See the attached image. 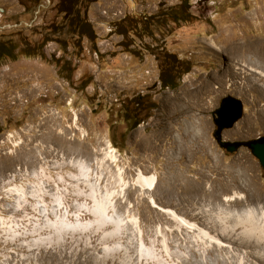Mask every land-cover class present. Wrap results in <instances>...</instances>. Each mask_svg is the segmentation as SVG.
I'll use <instances>...</instances> for the list:
<instances>
[{
	"label": "rangeland",
	"instance_id": "obj_1",
	"mask_svg": "<svg viewBox=\"0 0 264 264\" xmlns=\"http://www.w3.org/2000/svg\"><path fill=\"white\" fill-rule=\"evenodd\" d=\"M180 4L0 0V264H264V0Z\"/></svg>",
	"mask_w": 264,
	"mask_h": 264
},
{
	"label": "trees",
	"instance_id": "obj_2",
	"mask_svg": "<svg viewBox=\"0 0 264 264\" xmlns=\"http://www.w3.org/2000/svg\"><path fill=\"white\" fill-rule=\"evenodd\" d=\"M31 3L34 7L38 6L40 0H27ZM85 0H65L68 6L74 7L72 18H69V25L76 28H79V32L87 34L86 27L88 26L87 23L83 22L79 16L80 11L77 9V5L82 3ZM181 4L180 7H185L188 9L189 0H180ZM182 20V19H180ZM187 21V20H184ZM174 22H178L177 20ZM80 26V27H79ZM17 48L12 45V43H4L0 44V55L1 56H9L12 55L13 52ZM162 83L164 87H170L171 89H176L177 86L174 85L170 80L162 79ZM156 108L155 103L151 100V97L146 96H134L130 100H126L125 102V116L126 119L131 122L129 125V130H134L137 128L145 119L149 118V114L152 110Z\"/></svg>",
	"mask_w": 264,
	"mask_h": 264
},
{
	"label": "water",
	"instance_id": "obj_3",
	"mask_svg": "<svg viewBox=\"0 0 264 264\" xmlns=\"http://www.w3.org/2000/svg\"><path fill=\"white\" fill-rule=\"evenodd\" d=\"M243 112L244 106L239 99L234 97L225 98L214 113L216 130L213 137L219 147L229 154L236 153L242 147L248 148L264 170V137L244 143H231L222 140L221 133L232 128L243 117Z\"/></svg>",
	"mask_w": 264,
	"mask_h": 264
},
{
	"label": "bare ground",
	"instance_id": "obj_4",
	"mask_svg": "<svg viewBox=\"0 0 264 264\" xmlns=\"http://www.w3.org/2000/svg\"><path fill=\"white\" fill-rule=\"evenodd\" d=\"M113 158V156H112ZM143 179V182H144V185L147 187L148 190H153L154 188H156V184H157V178L155 175H151L149 177H146V178H142ZM228 188L230 190L234 189L233 185H229ZM227 199V198H226ZM228 200H233V198H229ZM153 204L157 207V208H160L158 205H156V203L153 201ZM154 206V207H155ZM155 207V208H156ZM165 212H167L168 214H172V215H175L174 212L170 211V210H163ZM251 216V213H247V217L249 218ZM243 223V222H241ZM186 224V223H185ZM240 224V223H239ZM191 226V225H190ZM197 227V226H196ZM198 230V228H197ZM201 233V232H200Z\"/></svg>",
	"mask_w": 264,
	"mask_h": 264
}]
</instances>
